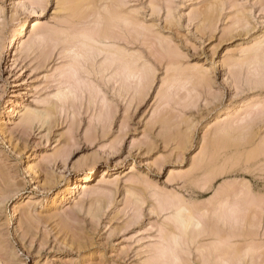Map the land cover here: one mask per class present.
<instances>
[{"label":"rangeland","instance_id":"374dc122","mask_svg":"<svg viewBox=\"0 0 264 264\" xmlns=\"http://www.w3.org/2000/svg\"><path fill=\"white\" fill-rule=\"evenodd\" d=\"M0 264H264V0H0Z\"/></svg>","mask_w":264,"mask_h":264},{"label":"bare ground","instance_id":"6f19581e","mask_svg":"<svg viewBox=\"0 0 264 264\" xmlns=\"http://www.w3.org/2000/svg\"><path fill=\"white\" fill-rule=\"evenodd\" d=\"M21 29H22L21 32L18 31L19 35H22L24 33L25 27H24V29L23 28H21ZM205 159H206V162L208 160H210L209 157H208V160H207V158H205ZM92 173H93V171H91L90 175L86 177V180L84 182L88 181L92 177ZM84 182L78 183V185L76 186V189H81V188L87 187L86 185L85 186L83 185V184H85ZM72 195H73L72 196V200H76L77 191L74 194H72ZM175 218H176V221L182 226L184 232H186L187 229L190 226H192L193 223H194L193 222V217L191 216V212L188 209H186V208H180L179 210H177L176 214H175Z\"/></svg>","mask_w":264,"mask_h":264}]
</instances>
